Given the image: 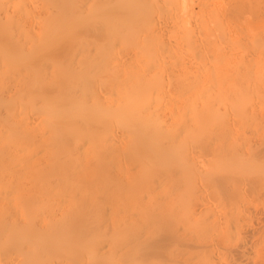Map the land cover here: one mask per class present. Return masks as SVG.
Segmentation results:
<instances>
[{"label":"bare ground","instance_id":"obj_1","mask_svg":"<svg viewBox=\"0 0 264 264\" xmlns=\"http://www.w3.org/2000/svg\"><path fill=\"white\" fill-rule=\"evenodd\" d=\"M257 1L0 0V264H264Z\"/></svg>","mask_w":264,"mask_h":264},{"label":"rangeland","instance_id":"obj_2","mask_svg":"<svg viewBox=\"0 0 264 264\" xmlns=\"http://www.w3.org/2000/svg\"><path fill=\"white\" fill-rule=\"evenodd\" d=\"M256 1H257V0H256ZM258 1H259V0H258ZM258 1L256 2V3H257V7H258V4H260V3H258ZM261 1H263V3H264V0H261ZM263 3H262V4H263ZM255 6H256V4H255ZM259 6H260V5H259ZM248 7H249V6H248ZM253 7H254V6H253ZM253 7H252V8H253ZM260 7H261V6H260ZM252 8L249 7V9H246V10H249V12L252 10V12H250V13H254V14H255V13L257 12V10L259 9V8H258V9L256 8V9H257V10H256L255 8H253V9L255 10V12H253V9H252ZM246 12H247V11H246ZM244 16H246V18H252V16H250V14H248V15H247V14H244ZM248 16H249V17H248ZM253 16H254V15H253ZM254 18H255V17H254ZM252 19H253V18H252Z\"/></svg>","mask_w":264,"mask_h":264}]
</instances>
